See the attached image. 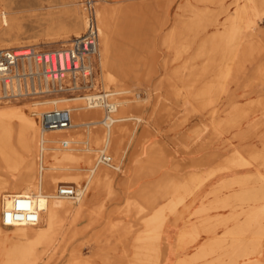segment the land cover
<instances>
[{
	"label": "rangeland",
	"instance_id": "rangeland-1",
	"mask_svg": "<svg viewBox=\"0 0 264 264\" xmlns=\"http://www.w3.org/2000/svg\"><path fill=\"white\" fill-rule=\"evenodd\" d=\"M85 1L0 0V17L2 18L0 44H9L12 49L33 46L42 50L58 49L63 44L66 45L69 41H62L64 34L59 27H68L72 20H81L83 15L86 16ZM92 1L95 2V0ZM246 1L109 0L106 3L107 5L129 4L138 7L127 14V17L133 20L132 24L129 26L121 24L122 16L118 17L117 22L113 24L114 40L109 62L116 68L117 78L120 77V81L123 79V84L117 80L105 86L101 79L105 70L99 66L97 54L93 58L95 91H116L126 88L127 91L114 95V97L115 99L121 97L132 100L127 112L131 119L122 122L124 135L122 141L116 146L118 152H115L114 148L116 154L109 151L104 152L105 155L111 157L110 165L99 164L113 171V180L103 178L99 181L97 190H89L85 195L87 204L84 207L83 216L72 223V228L77 234L70 241L68 240V250L72 251L71 249L77 248L85 260L75 263L68 255H65L51 264H127L134 258L131 246L133 238L144 233L147 221L157 214L161 215L163 230L168 215L174 214L186 198L195 194L202 185H204L203 189L210 188L203 199L206 203L214 200L212 196H218L211 205L210 215L216 214L215 210L218 208L222 209L221 213L227 214L228 210L231 211V204L239 202L240 206H235L233 210H238L239 218L242 219L244 216V219L236 221L237 215H231L218 221V217L215 216L207 220L204 228L203 224L206 220L199 222L198 225L193 223L184 225L178 232V240L174 244L175 249L185 248L196 240L200 232L207 234L215 232L212 235L213 240L206 241L204 244L208 246L207 251L200 248L190 256H182L191 254L196 249L195 245L186 247L179 255L173 256L171 264H175L174 261L178 256L182 257L177 259L176 264H216L223 259L225 261L221 264H238L242 259L247 260L245 264H252L253 262H249L251 258L264 251V234L256 235L259 223L252 222L250 228L242 233L232 234L229 231L235 226L241 227L249 213L257 210L258 206H264V199L246 203V201L236 200L234 194L238 190L248 191L264 187V179L245 183L244 189L241 185H233L237 189L229 193L222 194L223 191L230 189L212 193V186L222 175L226 174L220 173L206 178L204 184L197 186L195 191L191 189L189 191L187 185V189H184L186 188L184 182L187 181L188 176L195 173L201 174L209 169V164L198 166L196 163L204 155V150L199 148L200 145L197 142L202 141L205 144L207 140L204 139L211 136L212 123H221L223 128H228V131L221 133L207 149L213 152L219 161L226 155L228 159L233 160L235 150L246 157L247 149L255 145L259 147L260 135L264 136V116L250 114L239 125L232 127H227L228 124L224 120L230 110L235 113L237 108L248 106L264 96V79L258 76L264 68V33L261 35L254 32V34H246L241 31L240 24L245 18L241 4H246ZM202 9L206 11L205 17H209L216 25H207L204 29L192 25L196 14H199ZM1 14H4L5 20ZM256 22L259 30L264 32V14L256 16ZM82 29L80 26L79 30L82 31ZM212 35H218V38H215L216 43L218 41V44L224 46V51L229 52L230 58L234 59L235 70L237 68L238 70L225 83L224 88L218 89L213 95L214 103L205 106L200 103L196 94L189 93L186 83L190 77V68L201 64V59H194L197 44ZM72 38L70 36V39ZM223 58L226 57L221 53L216 56V67L222 64L220 61ZM213 77L212 71L199 74L194 81V90L198 91ZM77 95L83 96V94L56 93L36 99L8 102V104L27 103L30 106L33 101ZM109 98L108 101L111 100ZM59 105L62 104L59 103ZM38 107L43 109L45 106L39 105ZM51 109L53 108L48 110ZM27 112L29 113V110ZM103 112L105 113L104 109L99 119L102 118ZM31 116L37 122L39 121V115ZM136 117H140L141 120L138 121ZM254 119H260V124L254 131L250 130L254 136L246 140V125ZM96 127L102 128V125L98 123ZM203 132L204 139L196 136ZM242 132H245L244 136L239 137ZM91 145L97 147V145ZM125 145L129 146L122 158V164L119 170H115L113 167L120 164L121 149ZM82 146H87V144H82ZM152 146L158 147L149 154L148 149ZM50 152L57 161H65V149L58 148ZM92 155L93 162H95L99 151H94ZM155 164L160 165L153 169ZM77 166L82 167L79 169L82 179L74 184L80 187L87 171H85L84 163L80 162ZM254 168L251 167L250 170L255 171L256 168ZM257 169L264 173V167H257ZM2 171L5 172L4 169H0V174ZM238 171L245 172L246 169ZM150 180L153 181L149 182ZM176 180L180 182L177 184ZM148 195L150 198L147 201ZM188 201L190 199L186 203ZM201 201V199H196L191 209L198 206ZM148 203L152 206L151 208ZM243 203L246 204L245 209L242 207ZM171 206L174 207L171 208ZM126 210H129L128 214L125 213ZM207 210L209 207L203 205L195 214H205ZM190 218L195 220L194 216ZM171 219L172 215L169 216L167 225H170L171 231L174 232L170 242L172 246L177 230L186 218L178 222L176 226L171 224ZM231 221L233 223L228 226ZM261 222H264V219L260 220ZM0 226L3 229L1 237L3 244L8 248L11 227L1 224ZM161 235V248L165 251L166 242ZM204 238L205 236H201L198 243H201ZM255 244L256 247L253 249ZM230 250L232 251L229 254ZM60 251L57 250V252ZM240 251L244 253L241 254ZM161 257L163 260V255ZM157 263L149 261L147 264ZM0 264H2V256H0Z\"/></svg>",
	"mask_w": 264,
	"mask_h": 264
},
{
	"label": "bare ground",
	"instance_id": "bare-ground-1",
	"mask_svg": "<svg viewBox=\"0 0 264 264\" xmlns=\"http://www.w3.org/2000/svg\"><path fill=\"white\" fill-rule=\"evenodd\" d=\"M108 1L95 0L94 2L96 3L94 12L99 37L96 54L99 66L105 70V74L101 78L105 86L117 80L123 84V79L120 81V77L117 78L116 68L109 62L114 40L113 24L122 16L121 24L129 26L133 23V20L127 17V14L131 10L138 9V7L129 4L107 5ZM241 7L245 14L244 21L240 24L241 31L243 33L246 32V34L254 32L261 35L264 33L259 30L256 22V16L264 14V0H247L246 4H241ZM3 15L1 14V16ZM196 15L192 25L199 26L201 29H204L207 25H216L211 22L209 17H205L206 11L204 9L200 10V13ZM0 22H2L1 17ZM85 25L86 16L83 15L81 20H72L68 27H59V30L64 34L61 38L62 41H70V36H80ZM80 26L83 28L82 31L79 30ZM70 32L72 33L70 34ZM215 38L217 39L218 35H212L197 44L194 59H201V64L190 68V77L186 83V89L190 91L189 93L192 95L196 94L200 103L205 106L214 103L215 98L213 95L218 89H223L225 83L238 70V68L235 70L234 59L230 58L229 52H225L224 46L218 44V41L216 43ZM10 48L11 45L9 44H0V49ZM220 53L224 54L226 58H223L220 61L222 64L216 67V56ZM211 71L214 74L213 79L204 84L198 91L194 90V81L199 77V74ZM258 76L264 79V68H262ZM125 91H127L126 88L116 91L105 90L108 93V98H111L110 101L107 98V102L112 109L110 112L104 110L105 113L103 112L101 119L99 118L102 115L103 106L99 102H96L95 105H89L86 101V96L80 95L33 101L30 106L27 103L23 105H9L8 102L5 105L0 104V169L5 171L0 174V224L2 225V210L4 207L8 208L10 206L13 197H31L39 214V219L35 224L5 226L11 227L9 234L10 245L8 248L3 244V238H1L3 229L0 226V256H2V264H51L57 258L65 255H68L75 263L85 260L79 254L77 248L71 249L72 251L68 250V240L70 241L77 234L76 230L72 228V223L83 216L84 207L87 204L85 195L89 190H97L98 183L103 178L110 181L114 178L112 170L99 164L102 163L100 157L105 155V151L113 154L118 152L116 146L122 141L124 135L122 122L131 119L127 112L130 109L129 104L132 100L121 97L115 99L114 97V95ZM59 103L62 105H59ZM39 105H44L45 107L39 109ZM50 108L69 110L72 122L71 127L47 130L42 128L39 121L37 122L31 116L37 114L40 117L44 110L49 111L48 109ZM27 110H29V113ZM250 114L253 116L257 114L264 116V96L259 97L258 100L251 102L248 106L237 108L235 113L230 110L224 120L228 124L227 127L237 126L241 121L247 119ZM136 119L138 121L141 120L140 117H136ZM98 123L102 125V128L96 127ZM216 123H212V133L208 139H204V132L196 135L197 137L200 136V139L207 140L205 144H199L200 147L198 146L206 151L202 159L197 160L196 163L198 166L209 164V169L201 174L195 173L190 177L188 176L187 181L184 182L185 186H189L188 190H197V186L202 185L206 178L220 173H233V175L224 176L222 180L214 184L211 188L212 193L223 189H231L230 187L233 185H241V188H243L245 183L264 179V173L257 169V167H264V136L260 135V139L258 138L259 147L255 145V147L247 149L246 157L238 150H235V158L233 160L228 159L229 157L226 155L221 161H215V154L207 151V149L210 143L218 138L221 133L228 131V128H223L221 123ZM248 132L249 129L246 130V140L251 138ZM244 134L245 132H242L239 137L244 136ZM64 142L65 144H63ZM82 144H87V146H82ZM91 144L97 145V147ZM128 146L125 145L121 149L120 164H117V167H113V169H120L122 158ZM58 148L66 150L65 161H57L50 152ZM96 150L99 151V155L96 161L93 162L92 153ZM7 153L12 155L10 156ZM80 162L85 164L87 175L85 179L83 178L82 185L76 187L74 183L82 179V175L79 172L82 167L77 166ZM159 165L155 164L153 169L158 168ZM251 167H255L256 170H250ZM244 168L246 173H239L238 170ZM150 170L152 171V167ZM61 184L75 185L79 192L78 196L69 198L58 195L56 191ZM187 186L184 189H187ZM234 195L236 200L241 202H257V200L264 199V187L248 191L238 190ZM226 197L230 196L226 195ZM259 207L249 213L241 227L235 226L229 231L232 234L245 232L250 228V224L255 221L260 224L256 230V235L264 234V222L260 223V220L264 219V206ZM125 213L128 214L129 210H126ZM162 221L161 215H155L153 219L147 221L144 233L133 238L131 246L134 258L127 264H147L149 261L160 264L163 262L160 242V235L163 231ZM6 239L7 236L5 235ZM255 247L256 244L252 248L255 249ZM58 249L61 251L57 252ZM69 251L70 253H68ZM240 253L244 252L240 251Z\"/></svg>",
	"mask_w": 264,
	"mask_h": 264
},
{
	"label": "built area",
	"instance_id": "built-area-1",
	"mask_svg": "<svg viewBox=\"0 0 264 264\" xmlns=\"http://www.w3.org/2000/svg\"><path fill=\"white\" fill-rule=\"evenodd\" d=\"M85 10L83 33L58 49L42 50L33 46L0 49V104L56 93L83 94L89 105L99 102L110 112L108 93L95 91L93 82L92 58L96 55L99 37L92 0L85 1ZM39 123L47 130L67 129L72 125L67 109L44 111ZM100 161L108 164L111 159L103 155ZM56 192L69 198H76L79 193L73 184H61ZM38 219V210L28 196L13 197L10 206L4 207L1 213L3 226L35 224Z\"/></svg>",
	"mask_w": 264,
	"mask_h": 264
},
{
	"label": "crops",
	"instance_id": "crops-1",
	"mask_svg": "<svg viewBox=\"0 0 264 264\" xmlns=\"http://www.w3.org/2000/svg\"><path fill=\"white\" fill-rule=\"evenodd\" d=\"M259 120H260V119H259ZM259 120H258V119H254V120H252V121L249 122V125H246L247 129H249L248 134L250 135V137H253V136H254V135H252L253 133H251L250 130H251V131H254V129H256V128L259 126V124H260V121H259ZM247 129H246V130H247ZM197 144H203V142L200 141V142H197ZM157 147H158V146H157ZM157 147H154V146L150 147V148L148 149V153L150 154V153H151L153 150H155ZM193 147H194V146H193ZM205 151H206V150H204V153H205ZM215 161H219V160H218V157H215ZM135 166H136V165H135ZM135 166H134V167H135ZM134 167H133V168H134ZM239 173H241V174H245L246 171H245V172H239ZM231 175H233V173H228V174H226V175H222L221 178L216 182V184H217L220 180H222L224 176L229 177V176H231ZM153 180H154V179H153ZM153 180H150L149 182H151V181H153ZM123 182L125 183L124 180H123ZM176 182H177V184H178L180 181H179V180H176ZM203 186H204V185H202V187H201V188H200L195 194H193V195L187 197L186 200L184 201V203H183L182 205H180V206L177 208V210L175 211L174 214H169V215H168L167 221L169 220V216L172 215L171 224H172V225L174 224V226H176L177 223L180 222L181 220H183L184 218H186V219L183 220V225L177 230L176 238H175V241L172 243V244H173L172 246H171V243H170V242H171V239H172V237H173L172 235H174V232L171 231L170 225H167V221H166V223L164 224L163 233H162V235H161V238H163V240L166 242V244H165V245H166L165 251H163V248H161V250H162V255H163V257H164V258H163V264H171V263H172V260H171V259L173 258V256H174V255L176 256L177 254L179 255V253L181 252V250L183 251V250H184L186 247H188V246H193V245H195V246H196L195 251L192 252L191 254H188V255H182V256H190V255L196 253L200 248L203 249V251H205V250L207 251L208 246H204V244L206 243V241H211V240H213V236H212V235H214L215 232H212V233H210V234L200 232V235L196 238V240L193 241L192 243H190L189 245H187L185 248H182V249H180V250L175 249V248H174V244H176V241L178 240V232H179V230H180L184 225L189 224V223H193V224H195V225H198L199 222H201V221H203V220H206L205 223L203 224V225H204L203 228H204V227L207 225V224H206L207 220H209V218H212V217H215V216L218 217V221H219L220 219H222V218H226V217L231 216V215H237V218L235 219L236 221H241V220L244 219V216H243L242 219L239 218V216H240V212H238V210H233V208H235V206H240L239 202H237V204H235V202L231 204V206H230L231 211H229L228 209H225V210H228L227 214H223V213H221L220 210H222V209H221V208H218V210H215V211L217 212L216 214L210 215L209 212L212 210V208H211L212 206H211V205L214 204L213 202L216 201V199H217L218 196H212V195H211L212 198H213L214 200H212L210 203H206V201H204L203 199H204V197H206L205 194L209 191L210 188H208V189H203ZM234 189H237L236 186H233L230 190L223 191L222 194H223V193H229L230 191H232V190H234ZM139 191H140V190H139ZM139 191H138V192H139ZM220 195H221V194H220ZM207 197H209V196H207ZM149 198H150V197H149V195H148V196H147V201H148ZM188 199H190V201H188V202L186 203V201H187ZM196 199H201L202 201H201V203H200L198 206H196V207H194V208L191 209L192 203H193ZM164 202H165V200H164ZM164 202H163V203H164ZM203 205L208 206V207H209V210H207V212H205V214H204V213L201 214V215H200V214H195L196 211H197L201 206H203ZM148 206H149L150 208L152 207V206L149 205V203H148ZM242 207H243V209H245V208H246V204L243 203V206H242ZM223 208H224V207H223ZM213 211H214V210H213ZM186 214H188V215L185 216ZM148 215H149V214H148ZM243 215H245V214L243 213ZM190 216H194V217H195V220H194V218H193V219L190 218ZM232 223H233L232 221L229 222V223H228V226H230ZM219 228L224 229L223 227H219ZM222 231H223V230H222ZM222 231H221L220 235L222 234ZM220 235H218V236H220ZM201 236H205V238L203 239V241H202L201 243H198V240H199V238H200ZM161 243H162V239H161ZM161 246H162V245H161ZM231 251H232V250H230L229 254L231 253ZM182 256H178L177 259H178L179 257H182ZM177 259L174 261L175 264H176ZM226 260H227V259H226ZM223 261H225V259L220 260V262H218V263H216V264H221ZM246 261H247L246 259L239 260V263H238V264H245ZM249 262H253L252 264H256V262H258V264H264V251H262L260 255H255V256H253V258H251V260H250ZM246 264H251V263H246Z\"/></svg>",
	"mask_w": 264,
	"mask_h": 264
}]
</instances>
